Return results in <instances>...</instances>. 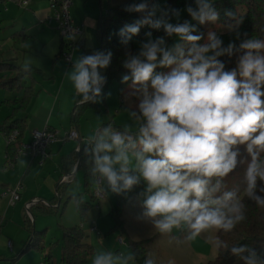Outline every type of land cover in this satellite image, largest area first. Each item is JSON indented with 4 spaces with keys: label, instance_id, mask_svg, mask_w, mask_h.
<instances>
[{
    "label": "clouds",
    "instance_id": "9594fccd",
    "mask_svg": "<svg viewBox=\"0 0 264 264\" xmlns=\"http://www.w3.org/2000/svg\"><path fill=\"white\" fill-rule=\"evenodd\" d=\"M124 11L139 18L118 30L121 45L127 48L144 27L164 35L153 38L149 31L135 54H125L122 83L129 85L136 100L129 113L136 130L108 124L86 138L91 183L98 194L125 198L143 184L138 219L162 235L175 229L195 240L212 231L230 233L246 219L238 190H228L225 184L245 162L241 146L250 158L244 169V195L264 208V39L247 38L239 31L242 20L228 10L226 29L235 33L238 45L234 40L224 46L214 30L206 39L195 34L197 24L220 21L213 0H194V6L184 9L191 20L182 22L180 9L159 0H133ZM171 38L175 40L169 45ZM237 53L235 66L226 68L220 57ZM112 56L111 50H94L74 60L65 76L81 104L104 98L103 72ZM23 70H30L28 63ZM212 242L227 247L218 237ZM230 253L241 264H264V247L241 244ZM91 264H137V254L101 248ZM143 264L155 260L148 255Z\"/></svg>",
    "mask_w": 264,
    "mask_h": 264
},
{
    "label": "crops",
    "instance_id": "0c3cea01",
    "mask_svg": "<svg viewBox=\"0 0 264 264\" xmlns=\"http://www.w3.org/2000/svg\"><path fill=\"white\" fill-rule=\"evenodd\" d=\"M109 5H113L110 0H72L69 9L70 17L73 24L80 27L81 35L75 38L74 47L68 48L67 52L71 56V62L68 63L64 57L67 47L64 44L61 47L62 39L56 30V25L49 23L51 16L49 0H31L25 9L19 7L12 0H0L1 58L4 56L5 49H9L8 51L14 50V47L21 49L29 37L41 45L40 49L33 51L34 54L30 55L33 58H30L32 62L28 64L30 70L15 83L18 85V89L0 88V92L16 91L19 94V97L15 96L3 100L1 107L5 106L9 110L11 109L10 115L23 121V143L30 142L32 131H41L45 128L60 134L76 128L81 138L80 141L51 144L47 149L48 158L42 164H40L39 158L19 156L9 165L6 138L0 133V242L4 243L0 247V264H20L25 256V252L20 253L29 238V232L24 226L26 204L35 203L31 210L33 215L44 214L39 207L42 206L41 201L54 202L53 207L59 205L58 212L64 203L66 204L71 200L68 199L70 195L80 194L74 193L77 173L82 171L79 169L78 161H76L73 172L69 174L67 172L72 168L68 163L72 160L73 152L77 151L79 144H84L89 135L82 125L88 108L83 109L78 116L74 117L75 107L83 104L79 102L80 98L76 95L65 74L71 70L77 57L99 50V40L96 33L97 24L100 15L107 11ZM104 10L106 11L104 12ZM45 27H55L53 32L59 36L54 41V49L51 54L43 53L46 45L49 44L43 38L44 35H41ZM28 30L40 31L31 36L26 33ZM14 35L19 36L15 38ZM13 59L16 58L10 57L0 61V63L13 65L23 70V59L20 65L12 64ZM103 74H105V70ZM14 77H16L15 70L0 71V81H8ZM27 92L29 94L26 97ZM25 97L27 99H24ZM13 101H22L24 103L22 109L13 112L20 106V104L12 103ZM95 105L97 104L95 103ZM4 120L0 119V124ZM65 176H70L68 183H62ZM17 185H20L17 202L11 203L9 196H1L3 191L13 189ZM60 185L66 187L62 196H59L57 192ZM91 195L92 190L89 191V198L94 200ZM32 214L30 213L31 218ZM33 223L36 225L35 218H33ZM35 227L33 228L35 229ZM5 240H7L8 247L5 246Z\"/></svg>",
    "mask_w": 264,
    "mask_h": 264
},
{
    "label": "rangeland",
    "instance_id": "374dc122",
    "mask_svg": "<svg viewBox=\"0 0 264 264\" xmlns=\"http://www.w3.org/2000/svg\"><path fill=\"white\" fill-rule=\"evenodd\" d=\"M130 0H110L113 5H122ZM168 0H159L163 5ZM218 0H213V2ZM106 10H104L105 12ZM186 11H181V22L186 19ZM173 22H175L173 20ZM206 31H228L226 26H220L219 24L206 23L202 25ZM43 38L46 39L49 44L44 49V54H51L53 52V45L55 39H58V35L54 33L50 27H45ZM40 30H32L26 33L33 36ZM28 34V35H29ZM28 38V37H27ZM154 38V37H153ZM168 41L169 45L174 42ZM47 42V43H48ZM135 46L139 49V41H135ZM41 48L36 40L31 37L26 40L21 49L8 51L5 49L3 58L0 55V61L7 60L8 58H16L11 61L12 64L20 65L23 59L24 64L32 62L30 55L34 54L33 51ZM32 58V59H30ZM9 77V76H6ZM131 89L129 85L123 89L119 88V83L116 79L109 81L106 88V94L100 103H96L95 107L88 108L84 118L82 120L83 128L89 135L93 134L98 128L111 124L114 128L123 130L125 125H129L131 131L136 130L135 123L129 116L131 110L135 108V97L130 95ZM19 97L16 91H4L0 92V119H6L11 113V109L2 106L1 102L7 98ZM98 106V107H97ZM88 135V136H89ZM75 191L74 193L82 194L84 200L91 202L92 208L85 217V222L82 224L83 231L87 235L85 241L93 248V253L87 257V264H91L92 256L96 250L101 248L108 249L114 252L124 250H132V244H137L142 251L143 261L151 255L155 260V264H207L209 261L215 259L217 254V247L212 242L216 239L215 231L201 234L195 240H187L186 232L181 230H173L170 235H162L156 232L152 225L142 219H138L139 214L142 212L140 203L142 198L132 197L127 201L119 205V211L116 212L118 207L117 195L109 193L107 197L101 201L91 200L89 198V192L84 193L83 189V172L79 171L76 176ZM93 191V190H92ZM97 206V208H96ZM25 211V210H24ZM31 225L35 227L37 231H44V234L39 237L40 248L30 247L20 264H48L44 260L45 254H50L51 264H62L60 262V246H55V243L60 241L63 236L64 228H71L80 225L79 214L76 212L74 201L71 199L68 203L63 204L57 213L48 214H32L31 216L26 213ZM33 218L36 220V225L33 223ZM26 219V218H25ZM24 219V221H25ZM117 220L121 222L120 226H117ZM95 221L98 233H91L89 227L90 222ZM10 226V225H9ZM119 238H124L126 246H121L117 243ZM211 238V239H210ZM3 242H0V247ZM4 244V243H3ZM5 246H7V240H5ZM141 247V248H140ZM137 264H141L137 260ZM231 264H241V262L235 261Z\"/></svg>",
    "mask_w": 264,
    "mask_h": 264
},
{
    "label": "trees",
    "instance_id": "16d2710c",
    "mask_svg": "<svg viewBox=\"0 0 264 264\" xmlns=\"http://www.w3.org/2000/svg\"><path fill=\"white\" fill-rule=\"evenodd\" d=\"M133 2L130 0L122 5H109L107 11L100 15L97 24V38L99 40V50H111L113 53L112 61L110 66L105 70V74L107 77V83L104 87V95L106 94V88L108 86L109 81L116 79L119 83V88L123 89L128 84L122 83V75L126 73V69L122 67V61L125 58V54L127 51H131L135 54L139 49L135 46V41H145L147 39L146 33L151 31L153 37L164 35L163 31H155L148 27H144L141 29L138 36L134 37L133 40L129 43L127 48L124 45H121L119 42V37L116 35L118 30L123 27L125 24H130L139 18L138 13H129L124 11L125 5ZM139 2V0H136ZM167 5L171 7L180 9L183 11L185 7L189 4L194 6V0H168ZM214 6L220 11V21L217 22L220 26H226L225 22H227V18L224 15L225 10L231 11L235 13L236 19L242 20L240 24L239 31L241 33H247V38H255V39H264V0H218L214 2ZM186 19L191 20V17L186 14ZM192 23L196 24L197 22L192 21ZM198 32L195 34H204L206 39L207 31L202 26L197 24ZM218 35H220L221 39L224 42V46L230 41L235 40V33L233 32H222L216 31ZM16 36L19 35H14ZM243 35L241 39H243ZM174 38L168 39V41H172ZM203 42V41H202ZM238 45L240 41L235 40ZM67 47L64 53L68 51V46L66 43L61 40V47ZM61 54V52H60ZM237 54H234L232 57L223 56L220 57L221 61H223L226 65V68L230 69L235 66ZM13 71L16 72V77L11 80H1L0 88H6L7 90L18 89V85L15 84L18 80L25 76L27 73L19 69L13 65L0 63V71ZM29 92H27L26 97ZM24 99H27V98ZM23 101V100H22ZM20 101H13L14 104H20V106L13 110V112L19 111L22 109L24 103ZM95 103L83 104L75 107L74 117L86 108L95 107ZM80 111H77V110ZM14 130L18 132V138L16 143L7 146V158L10 161L14 160V156L16 150L19 147V144L22 142L23 134H24V123L22 120L14 118L13 115L7 117L2 124H0V133L6 138L8 137ZM84 144H79L78 150L73 152L72 160L68 163L71 169L68 170L67 174L73 172L74 167L76 166V161H78L79 169L83 172V187L84 193L87 194L89 191L93 190L94 186L91 183L90 176L88 173L89 164L86 163L87 157L84 153ZM241 152L243 154V158L245 160L244 163L238 165L237 169L234 173L230 174L225 179V184L228 190L237 189L241 199L245 203V215L246 219L238 224L235 229L230 233L217 232L216 238L218 237L222 240L227 247L217 248V254L214 260L209 261L207 264H231L235 261H238L237 258L233 257L230 253V249L233 246H238L241 244L248 245L249 247H255L258 250L264 247V208L258 207L254 202L248 200L244 195V169L246 167L247 154L243 151V146H241ZM143 184L137 187L133 192L128 194V197L117 196V204L118 207L116 212H118L119 205L132 197H138L139 193L143 191ZM66 187L58 186L57 192L59 196H62ZM261 195L260 193H257ZM92 198V195H91ZM68 199H72L75 204V208L79 214L80 225L85 222V217L87 213L91 210L92 204L89 201L84 200L82 194L70 195ZM143 199V198H142ZM50 206H39L41 211L44 214L48 213H57V209L59 207H53L54 202H49ZM65 204V203H64ZM35 207H38L35 205ZM32 207L29 212H31ZM24 226L29 232V238L26 241L22 253L26 252L30 247L40 248L39 246V237L44 234V231H37L31 225V222L28 216L25 214ZM79 226H74L71 228L63 229L62 239L55 243V246H60V262L62 264H87V257L93 253V248L91 245L87 243L86 238L87 235L83 231V228ZM121 222L117 220V226H120ZM133 251L137 254V260L143 264L142 257V249H139V246L135 243L132 244ZM141 248V247H140ZM42 249V248H40ZM44 260L46 263H50V254L44 255Z\"/></svg>",
    "mask_w": 264,
    "mask_h": 264
},
{
    "label": "built area",
    "instance_id": "2783aa9c",
    "mask_svg": "<svg viewBox=\"0 0 264 264\" xmlns=\"http://www.w3.org/2000/svg\"><path fill=\"white\" fill-rule=\"evenodd\" d=\"M19 7L27 8L30 4L31 0H12ZM72 4V0H49V10L51 11V16L49 18V23H55L56 30L63 41H65L68 45L69 49H72L75 44V38L81 35L80 27H77L73 24V21L70 17V6ZM75 35L74 39H71L70 36ZM65 60L70 63L71 56L69 52L64 54ZM18 132L14 130L8 137H6L7 146L16 143L18 138ZM80 135L76 128H72L69 131L60 134L57 131L50 130L45 128L41 131H32L31 132V140L29 143L21 142L19 144L18 149L16 150L14 159L19 156H30L32 158H39L40 164H42L48 158L47 149L51 144L57 142H66V141H80ZM78 150V148H77ZM7 162L9 165L12 164L7 158ZM70 180V176H65L62 179V183H68ZM19 190L20 185H17L13 189H7L3 191L1 196H9L10 202L15 203L19 200ZM92 198L96 201H101L105 198L103 194H98L96 189L93 188ZM37 202V201H35ZM43 206L49 207L50 204L46 201L40 202ZM35 204L34 202L28 203L25 205V211L30 215V208ZM91 226L89 227V231L91 233H98L95 221L90 222ZM82 228V224L80 225ZM117 243L121 246H126V241L124 238H119Z\"/></svg>",
    "mask_w": 264,
    "mask_h": 264
}]
</instances>
